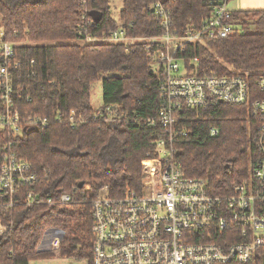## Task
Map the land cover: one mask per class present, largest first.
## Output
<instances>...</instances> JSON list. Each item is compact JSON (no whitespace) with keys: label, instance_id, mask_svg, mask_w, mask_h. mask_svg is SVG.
Wrapping results in <instances>:
<instances>
[{"label":"trees","instance_id":"obj_1","mask_svg":"<svg viewBox=\"0 0 264 264\" xmlns=\"http://www.w3.org/2000/svg\"><path fill=\"white\" fill-rule=\"evenodd\" d=\"M157 1L170 11L171 24L180 32L192 24L199 26L210 17L212 5L222 2L122 0L119 18L125 26L132 24L130 36L161 34L149 10ZM109 3L0 0L5 39L37 43L22 48L28 60L35 62L34 109L30 108L49 120L47 128L29 132L16 148L18 157L39 177L36 185L23 188L24 193L36 194L37 204L17 206L2 217L7 230L0 235V264H30L51 257L36 251L44 233L52 229L64 234L60 257L92 264V200L104 187L111 197L137 190L141 162L164 135L157 120L160 77L151 70L142 47L73 44L79 42L86 20L95 23L83 28L89 33L118 28ZM230 24L235 34L187 46L186 58H198L205 70L200 75H245L252 102L264 97L256 84L264 77V11L231 12ZM95 82H101L102 90L97 114L90 103V87ZM249 105L219 104L199 116L189 110L177 115L181 120L177 129L186 136L175 140L174 159L187 176L205 181L213 196L228 197L235 186L252 180V168L261 157L254 143L261 117L256 120ZM151 120L155 126L149 125ZM212 129L217 134L211 135ZM63 194L69 202L60 203ZM256 206L258 215L264 216V200Z\"/></svg>","mask_w":264,"mask_h":264},{"label":"built area","instance_id":"obj_2","mask_svg":"<svg viewBox=\"0 0 264 264\" xmlns=\"http://www.w3.org/2000/svg\"><path fill=\"white\" fill-rule=\"evenodd\" d=\"M226 4V0L213 4L208 19L182 32L173 27L170 11L161 1L149 7L161 29L155 36H130L132 24L122 22L116 30L101 34L83 31L85 25L94 26L90 19L81 26V44L125 48L138 44L152 59L151 70L160 77L157 120L164 130L141 163L137 190L127 189L122 196L111 197L104 187L92 200V264H264V216L256 211L257 201L264 200V97L250 102L245 75H200L205 70L198 58H186L187 46L235 34ZM28 45L34 43L6 40L0 26V235L7 230L2 224L7 212L37 204L36 194L32 190L24 193L23 188L36 185L39 177L18 157L16 148L29 132L49 125L48 118L32 110L35 62L22 51ZM256 84L264 94V77ZM219 104H250L256 120L261 117L254 138L261 157L252 168V180L235 186L228 197L211 195L205 181L187 176L174 159L175 140L186 136L177 129L181 121L177 115L189 110L199 116ZM148 123L155 126L153 120ZM210 134L217 131L212 129ZM69 200L67 195L60 196V203ZM63 235L58 229L47 230L39 249L46 246V253L57 256Z\"/></svg>","mask_w":264,"mask_h":264},{"label":"rangeland","instance_id":"obj_3","mask_svg":"<svg viewBox=\"0 0 264 264\" xmlns=\"http://www.w3.org/2000/svg\"><path fill=\"white\" fill-rule=\"evenodd\" d=\"M109 1H110V3H109L110 4V13L113 16V18L117 21V24H120L122 21L119 18V12L123 7V4H122L123 2H122V0H109ZM0 24H1V17H0ZM252 27L253 26H251V29H252L251 31H253ZM237 29H239V27ZM32 43H34V45L37 44L36 42H32ZM73 44L82 45L80 42H76ZM150 63L153 65L152 59L150 60ZM222 63L224 64V62H222ZM229 69L232 71V69L230 67H229ZM90 103H91V106L93 107V109L95 110V113L97 114L98 111L102 108L101 82H95L91 85V87H90ZM51 255L52 256L49 258H39L35 261H31L30 264H86L85 261H77V260H73V259H67L65 257L62 258L59 256V254L57 256L53 255V254H51ZM258 264H260V263H258Z\"/></svg>","mask_w":264,"mask_h":264},{"label":"crops","instance_id":"obj_4","mask_svg":"<svg viewBox=\"0 0 264 264\" xmlns=\"http://www.w3.org/2000/svg\"><path fill=\"white\" fill-rule=\"evenodd\" d=\"M227 9L231 12H260L264 11V0H229ZM40 254L46 253V246H42Z\"/></svg>","mask_w":264,"mask_h":264},{"label":"water","instance_id":"obj_5","mask_svg":"<svg viewBox=\"0 0 264 264\" xmlns=\"http://www.w3.org/2000/svg\"><path fill=\"white\" fill-rule=\"evenodd\" d=\"M82 185H83V184H80V187H81ZM36 253H37V254H40L39 245H38V248H37Z\"/></svg>","mask_w":264,"mask_h":264}]
</instances>
